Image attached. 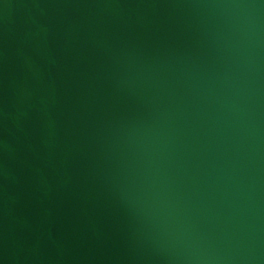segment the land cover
<instances>
[{
    "label": "water",
    "instance_id": "obj_1",
    "mask_svg": "<svg viewBox=\"0 0 264 264\" xmlns=\"http://www.w3.org/2000/svg\"><path fill=\"white\" fill-rule=\"evenodd\" d=\"M0 264H264V0H0Z\"/></svg>",
    "mask_w": 264,
    "mask_h": 264
}]
</instances>
